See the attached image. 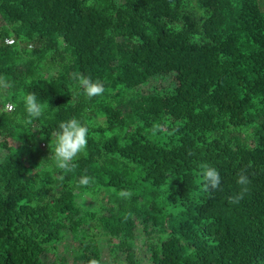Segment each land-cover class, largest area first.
<instances>
[{"label":"trees","instance_id":"16d2710c","mask_svg":"<svg viewBox=\"0 0 264 264\" xmlns=\"http://www.w3.org/2000/svg\"><path fill=\"white\" fill-rule=\"evenodd\" d=\"M72 118L88 144L64 171L51 136ZM106 259L264 264V0H0V264Z\"/></svg>","mask_w":264,"mask_h":264},{"label":"clouds","instance_id":"9594fccd","mask_svg":"<svg viewBox=\"0 0 264 264\" xmlns=\"http://www.w3.org/2000/svg\"><path fill=\"white\" fill-rule=\"evenodd\" d=\"M73 79L76 82L77 90L81 91L87 99H92L104 93L105 89L103 84L101 82H94L90 77L76 74ZM22 99L26 113V122L30 123L32 120L38 119L43 115L44 105L37 101L34 93L25 94ZM58 128L59 130L51 136V156L49 159L53 160L58 169L71 171L74 167L72 162L78 157V155L86 152L88 144V128L82 125L76 118L60 122ZM157 130H159V126H155L152 129L153 135H155ZM52 145H54V147ZM200 179L205 191H208L209 193L221 188L222 179L219 172L214 167L207 164H201ZM78 183L81 186H87L91 183V179L87 176H83ZM249 183L250 180L246 174V170H242L237 178V184L241 186L240 191L228 197V203H240L248 192L247 185ZM119 195L122 198L130 199L133 193L125 190L121 191ZM91 264H97V262L92 261Z\"/></svg>","mask_w":264,"mask_h":264},{"label":"rangeland","instance_id":"374dc122","mask_svg":"<svg viewBox=\"0 0 264 264\" xmlns=\"http://www.w3.org/2000/svg\"><path fill=\"white\" fill-rule=\"evenodd\" d=\"M168 81V80H167ZM159 83L160 82H152L150 85H148L146 88H149L150 86H157V85H159ZM102 125V126H104L105 124H106V119H105V116L102 114V115H100L98 118H97V120H96V122L94 123V125ZM43 146V145H42ZM6 149L7 150H9V149H11V146H6ZM96 202H94V204H95ZM83 206H85V205H83ZM96 207V206H95ZM143 236L144 235H142L141 237H140V239L138 240V248H139V252L140 253H142V249H144L145 250V247H144V238H143ZM103 243H105V242H103ZM111 243H108V245H110ZM107 246V245H106ZM71 249L72 250H74V246H72L71 247ZM108 247H105V249H104V256L107 258V252H108ZM61 253H63V248H61ZM52 258L53 259H55V256H54V254H52ZM106 264H109V262H108V259H106Z\"/></svg>","mask_w":264,"mask_h":264},{"label":"built area","instance_id":"2783aa9c","mask_svg":"<svg viewBox=\"0 0 264 264\" xmlns=\"http://www.w3.org/2000/svg\"><path fill=\"white\" fill-rule=\"evenodd\" d=\"M14 42H15L14 39H7V40H6V44H7V45H13ZM13 109H14L13 104L8 103V104L6 105V110H7V111L11 112Z\"/></svg>","mask_w":264,"mask_h":264}]
</instances>
